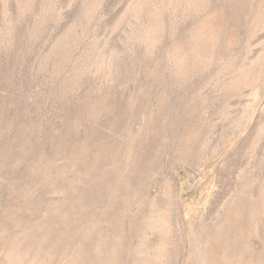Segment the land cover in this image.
<instances>
[{"label":"rangeland","instance_id":"rangeland-1","mask_svg":"<svg viewBox=\"0 0 264 264\" xmlns=\"http://www.w3.org/2000/svg\"><path fill=\"white\" fill-rule=\"evenodd\" d=\"M0 264H264V0H0Z\"/></svg>","mask_w":264,"mask_h":264}]
</instances>
